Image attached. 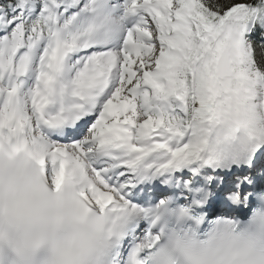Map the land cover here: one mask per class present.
I'll return each instance as SVG.
<instances>
[{"label": "snow or ice", "instance_id": "1", "mask_svg": "<svg viewBox=\"0 0 264 264\" xmlns=\"http://www.w3.org/2000/svg\"><path fill=\"white\" fill-rule=\"evenodd\" d=\"M75 190L66 264H152L179 214L264 192V0H0V148ZM179 193V196L176 193ZM0 246V264H22Z\"/></svg>", "mask_w": 264, "mask_h": 264}, {"label": "clouds", "instance_id": "2", "mask_svg": "<svg viewBox=\"0 0 264 264\" xmlns=\"http://www.w3.org/2000/svg\"><path fill=\"white\" fill-rule=\"evenodd\" d=\"M246 217H209L184 226L179 214L152 264H264V192ZM75 190L53 186L30 150L0 148V246L21 249L22 264H66L65 252L90 230Z\"/></svg>", "mask_w": 264, "mask_h": 264}]
</instances>
